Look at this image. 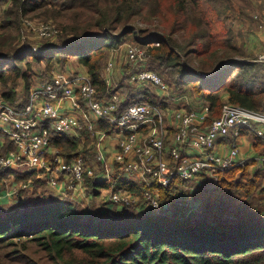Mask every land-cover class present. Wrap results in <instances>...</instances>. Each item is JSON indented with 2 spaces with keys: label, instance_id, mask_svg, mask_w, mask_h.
<instances>
[{
  "label": "trees",
  "instance_id": "16d2710c",
  "mask_svg": "<svg viewBox=\"0 0 264 264\" xmlns=\"http://www.w3.org/2000/svg\"><path fill=\"white\" fill-rule=\"evenodd\" d=\"M0 3L7 4L0 23L1 96L15 108L27 102L31 85L49 73L38 74L32 69L34 65L46 63L49 68L76 59L88 68L99 98L110 97L113 92L124 97L121 109L139 101L167 109L180 95L189 93L210 105L209 121L221 115L226 101L264 112V62L247 54L246 47L231 37L220 36L216 29L221 18L216 4L225 10L227 0ZM208 14L216 15L217 20L208 19ZM34 16L56 26L58 44L39 50L30 44L20 45L24 21ZM130 36L143 45L160 43L152 50V63L157 65L149 68L168 83V98L152 86L141 88L130 83V65L118 79L117 88L106 85L104 63L110 51ZM101 126L108 133L113 130L107 123L101 122ZM2 135L6 143L1 154H6L15 144ZM83 135L87 147L79 153L88 160L91 138L86 132ZM257 138L263 147L264 140ZM80 142L56 135L52 144L70 159ZM248 167L220 172L213 188L196 187L192 197L202 205L197 204L190 214L186 207H179L155 215L111 208L90 210L88 214V209L76 201H60L49 195L47 181L37 179L35 172L8 170L0 174L4 186L12 175L19 183L32 180V186L16 193L10 204H0V264H264V164L253 174ZM112 182L116 189L135 194L144 187L141 181L122 178L117 171ZM186 183L175 178L167 188L155 187L163 199H168L179 184ZM110 185L100 175L87 178V193L98 197ZM203 209L212 221H207Z\"/></svg>",
  "mask_w": 264,
  "mask_h": 264
},
{
  "label": "built area",
  "instance_id": "2783aa9c",
  "mask_svg": "<svg viewBox=\"0 0 264 264\" xmlns=\"http://www.w3.org/2000/svg\"><path fill=\"white\" fill-rule=\"evenodd\" d=\"M26 21V20H25ZM25 28L44 39H54L58 29L52 22L38 27L26 21ZM125 43L126 61L133 69L129 81L140 87L152 86L168 98L171 88L162 77L149 69L151 46ZM150 46V47H149ZM260 61H264V51ZM115 58L110 57L104 70L106 85L118 87L114 78ZM201 73V72H199ZM99 91L89 73H63L52 69L29 88L27 102L15 108L0 95V132L14 142L15 149L0 154V174L8 170L35 172L37 179H45L51 192L74 200L89 199L87 178L101 173L111 182L103 196L106 202L122 210L145 207L149 214H167L175 206L186 207L188 214L195 209L190 197L196 188L195 180L217 178L220 172L234 167L250 165L249 158H241V138L253 133L264 140V112L252 110L230 102L224 103L219 117L209 121L210 106L201 109L168 107L174 121L173 139L168 143L165 125L168 112L150 102H134L121 109L123 96L113 92L110 97L99 98ZM101 122L113 127L108 133ZM257 124V126L254 125ZM86 132L91 138L87 160L79 150L70 159L52 144L56 135L84 140ZM230 137L225 155L216 151L217 141ZM108 138L117 140L118 147L110 151ZM255 162L256 169L264 164V154ZM114 171L122 178L139 179L144 187L140 194L116 189L112 182ZM175 178L186 184L178 185L170 198L163 199L160 189L169 187ZM32 180L0 188V204L6 198L15 200L20 189H29ZM181 201L182 203H176Z\"/></svg>",
  "mask_w": 264,
  "mask_h": 264
},
{
  "label": "rangeland",
  "instance_id": "374dc122",
  "mask_svg": "<svg viewBox=\"0 0 264 264\" xmlns=\"http://www.w3.org/2000/svg\"><path fill=\"white\" fill-rule=\"evenodd\" d=\"M216 5L218 8V11L221 12V18L219 19L220 21L216 22V29L221 32L220 36L231 37L232 40L234 41V43H236L237 45H240V47L243 45H244V48L246 47L245 51L247 54H249L253 58H256V60H259L261 54L264 51V47H263L264 46V40H262L261 36L257 35L258 32H260L262 30V28L264 29V0H227V7L225 8V10L220 4H216ZM6 7H7V4L0 3V23L2 21L3 12L6 9ZM209 15L210 14H208V16ZM34 17L33 18H27L26 21L32 22L33 25L36 27L45 23V21H46L43 18H39V17L34 18ZM210 17L211 16H209L208 19H210ZM211 18H213L214 20L215 19L217 20L216 15L211 17ZM26 21H25V23H26ZM141 25H144V24H141ZM22 36L23 37L20 41V45L24 46V45L30 44V47L33 49H36V50L46 48L47 45H49V44H58V40H59L58 34L54 39L41 38L36 33L30 31L28 28L26 29L25 25H24V29L22 32ZM218 38H219V36L214 37V39H218ZM126 43H137V42L133 40L132 36H130ZM141 45H143V44H141ZM154 47H157V46L155 45V46L150 47L152 58L150 59L148 65H150L151 67H154V65H157V63H154V64L152 63L153 62V54H154L153 51H155ZM239 55L240 54L237 55L236 59L239 58ZM109 60H110V57H108L104 63L103 72L106 69V66H107V63L109 62ZM262 62H264V61H262ZM84 67L85 66L83 64L79 63L78 60L73 59L66 65H63L61 63H56V64L54 63L53 66L48 68L46 63H42L41 65H34L32 69H34V71L37 72L38 74H40L42 71H48V70L50 71L54 68L63 71V73L74 74L75 72H79L78 69H80V68L82 69ZM160 77H161V75H160ZM21 90L23 91V87H21L20 91ZM1 93H2V88L0 87V95H1ZM21 93H23V92H21ZM189 96L193 97V95H191V94H189ZM191 99H193V98H191ZM179 100H180V98L176 99V102H179ZM174 106L179 107L181 105L174 103V104H172V107L176 108ZM254 125L257 126L256 123H254ZM79 146L84 148L86 146L85 141L81 140ZM91 156H92V154H91ZM248 163L251 164V160H248ZM253 167H256V165H254ZM248 169L253 174V172L255 171L256 168L251 169L250 167H248ZM217 181H218V177L216 179L212 178V179L203 180V181H201L202 187H206V188L212 187L213 188L217 184ZM195 187H198V185H196ZM190 197H192V192L190 194ZM194 201H195V199H194ZM197 201H195V205H194L195 208H196L197 204H198V207L202 205L201 204L202 202L197 203ZM176 203H182V202L177 201ZM2 204H10V203L4 201ZM94 204H93V208L95 210L96 207L101 206V198L95 200ZM179 207H182V206H175V207H173V209H176ZM202 213L207 216V218H206L207 221H212L213 218L210 215V213L208 214L207 210L203 209ZM171 218L174 219V218H177V216L171 215Z\"/></svg>",
  "mask_w": 264,
  "mask_h": 264
},
{
  "label": "crops",
  "instance_id": "0c3cea01",
  "mask_svg": "<svg viewBox=\"0 0 264 264\" xmlns=\"http://www.w3.org/2000/svg\"><path fill=\"white\" fill-rule=\"evenodd\" d=\"M257 35L261 36L262 40H264V29L262 28V30L260 32H258ZM124 44L125 43H123L122 45H120L118 48L112 49L110 51V53H109V57L113 56L115 58L114 78H115V81L116 82H118V79H120L123 76L126 66L129 65V63L126 61L127 59H126V53H125ZM78 71L79 72H83V73H89L87 67H84L82 69L80 68V69H78ZM103 76H104V72H103ZM135 86H137V85H135ZM138 87H140V86H138ZM137 90H139V89H137ZM158 93H159V91H158ZM189 97H190L189 94H186V95H183V96L180 95L179 96V98H180L179 102H176L175 101L174 103L175 104H180L181 106H179V107L174 106V107H176V108H186L185 105H187V106L190 107V109H201L203 106H206V105L207 106H210L205 100L200 99L197 95H193V97H190V98ZM191 98H193V99H191ZM224 98L227 99V95H225ZM124 101H125V99H124ZM174 103H172V104H174ZM170 107H172V105ZM186 109H188V108H186ZM164 110L167 111L168 108L167 109L165 108ZM167 112H168V115L166 116V125H165V128L166 129H164V131H165L166 137L168 139V143H171V141L173 139V129H172V127L174 126V121H173L172 117L170 116L169 111H167ZM2 134H5V133L0 132V154H1L2 147L6 143V140H5V138H4V136ZM253 135H254L253 133H250L249 134V133L246 132V134H244L242 136V138H241L242 146H241V153H240V157L241 158H249L251 160V164H250V168L251 169L252 168H256V167H253L254 165H257V163L255 162V160L259 156H261L262 154H264V151H263L264 150L263 149L264 146H263V148L262 147H259V143H258L259 142V139L257 137H255V135L254 136ZM230 141H231L230 137H225V138L219 139L217 141L216 151L220 155H225L227 153L228 149H229V143H230ZM117 147H118L117 140L112 139V138H108L107 148L110 151H112V150H115ZM99 175L101 176V173L100 172H99ZM132 179H134V178H132ZM135 180H139V179H135ZM29 181H31V180H29ZM195 181H196V183H195L194 186L198 185V187H199L200 185H202V182H201L200 179L195 180ZM13 184L14 185L15 184L18 185V184H22V183L17 182L15 180V177L12 175L7 180L5 186H4V183L3 182H0V188L2 190H9L12 187ZM46 188H47V193L49 195H53L54 197H56L60 201H66V200L70 199L72 201H76V202L80 203V205L83 208L86 207L88 209V211H89V212H87L88 214L92 210L93 211H106V210H108V208L117 209V210L122 211L121 208H117L116 206H113L110 203L106 202L105 197H103V196H106V195H104V193L106 192V190H102L101 191V195L98 196V197L95 196L94 198H89V199L85 198L83 200H74V199H71V198H68V197H62L61 198L60 194H57L55 192H51L49 190V188L47 187V184H46ZM20 190H23V189H20ZM100 198H101V206L96 207V209L94 210L93 204H94L95 200L100 199ZM4 201H6V202L9 203V202H13L14 200L13 201H9V200H7L5 198L3 200V202ZM140 208H141L140 211L145 212V207L141 206ZM133 209L139 210V208H137V207L136 208H131V209H128V210L131 211Z\"/></svg>",
  "mask_w": 264,
  "mask_h": 264
},
{
  "label": "water",
  "instance_id": "95a60500",
  "mask_svg": "<svg viewBox=\"0 0 264 264\" xmlns=\"http://www.w3.org/2000/svg\"><path fill=\"white\" fill-rule=\"evenodd\" d=\"M198 74H201V73H198Z\"/></svg>",
  "mask_w": 264,
  "mask_h": 264
}]
</instances>
